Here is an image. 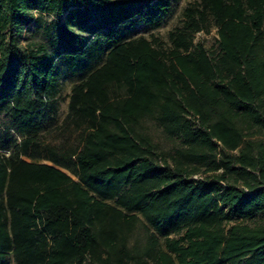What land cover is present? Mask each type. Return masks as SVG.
<instances>
[{
  "label": "trees",
  "instance_id": "obj_1",
  "mask_svg": "<svg viewBox=\"0 0 264 264\" xmlns=\"http://www.w3.org/2000/svg\"><path fill=\"white\" fill-rule=\"evenodd\" d=\"M47 2L58 15L76 7L72 18L90 6L106 21L77 45L57 24L66 72L87 73L45 130L59 74L14 32ZM169 9L170 0H0V264H264V139L251 138L264 130V0L190 4L167 45L127 37ZM210 25L213 51L193 43ZM152 122L183 138L172 165ZM218 143L237 154L217 158ZM196 164L221 171L189 180Z\"/></svg>",
  "mask_w": 264,
  "mask_h": 264
},
{
  "label": "rangeland",
  "instance_id": "obj_2",
  "mask_svg": "<svg viewBox=\"0 0 264 264\" xmlns=\"http://www.w3.org/2000/svg\"><path fill=\"white\" fill-rule=\"evenodd\" d=\"M202 0H170L169 11L160 19L156 24L149 25L141 22H136L132 30L128 33V38H134L143 36L148 40L159 39L164 44H169V34L171 31L181 28L184 25V9L188 5L199 4ZM39 3V2H38ZM37 3V4H38ZM41 5V4H39ZM76 7L69 6L66 8L63 14L58 15L52 9L49 2L45 4V7L32 6L25 10V15L28 18L26 21H19L18 31H15L14 38L16 44L22 49L33 50L36 54L40 52H46L52 57L55 68L59 74V80L61 89L57 94V111L52 114L45 122V130L53 127L55 124L60 123L68 111L69 94L71 87L80 82L85 77L86 72L70 74L66 72L65 60L63 57L65 47L64 43L58 38L57 24L67 23L71 32L76 34L75 45L79 41L87 43L89 40L95 37V31L97 29H104V23L106 21V15L104 12L94 10L90 6L88 11L81 16L80 13H76L73 18V10ZM83 8V7H80ZM81 10V9H79ZM83 17V19H81ZM218 28L216 26L208 27L194 33L193 43L202 44L207 50L213 51L218 47ZM104 60L102 55L97 61L93 62V67L100 65ZM4 120L0 117V123ZM151 124L150 132L153 135L154 141L158 144L159 149L165 153L168 157L169 163L172 165L171 155L178 154L180 147L185 146L183 138L180 136H168L163 129L157 126L155 123ZM252 139H264V130L253 129ZM51 134H49L50 136ZM218 155L217 158H221L222 153L237 154L238 150L227 151L223 150L220 143H218ZM194 168V167H193ZM198 171L189 177V180H203L212 178L213 175L219 174L221 168L214 172H206V167L196 164ZM224 185V182H221ZM241 186V185H239ZM262 215H258L254 219H246L245 222L250 225H254L260 219ZM234 221L240 222L241 219H234ZM11 264L14 261L11 260Z\"/></svg>",
  "mask_w": 264,
  "mask_h": 264
}]
</instances>
